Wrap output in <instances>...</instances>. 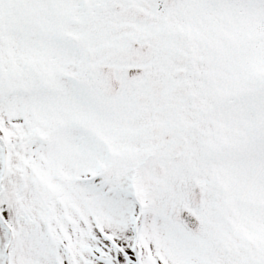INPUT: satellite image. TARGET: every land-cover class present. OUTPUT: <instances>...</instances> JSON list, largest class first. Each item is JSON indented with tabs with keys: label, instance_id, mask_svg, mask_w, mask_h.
Returning a JSON list of instances; mask_svg holds the SVG:
<instances>
[{
	"label": "snow or ice",
	"instance_id": "snow-or-ice-1",
	"mask_svg": "<svg viewBox=\"0 0 264 264\" xmlns=\"http://www.w3.org/2000/svg\"><path fill=\"white\" fill-rule=\"evenodd\" d=\"M0 264H264V0H0Z\"/></svg>",
	"mask_w": 264,
	"mask_h": 264
}]
</instances>
